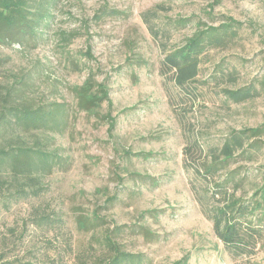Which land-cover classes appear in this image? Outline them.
<instances>
[{"label":"rangeland","instance_id":"rangeland-1","mask_svg":"<svg viewBox=\"0 0 264 264\" xmlns=\"http://www.w3.org/2000/svg\"><path fill=\"white\" fill-rule=\"evenodd\" d=\"M55 14L45 42L0 45V104L59 102L69 113L65 127L47 134L66 161L47 175L45 194L0 211V262L4 244L16 257L57 264H75L86 253L94 256L98 246L91 245L92 233L79 230L75 221L99 209L108 224L137 223L142 211L157 210L145 220L159 235L156 240L126 238L127 248L142 254L144 264H173L186 256L190 264H242L224 250L197 200L194 187L206 184L194 167L199 157L194 144L199 141L207 150L231 129L264 123V0H61ZM224 15L243 21L245 29L237 45L206 56L198 77L203 95L193 103L161 63L166 51L195 28H172L168 38L156 37L146 18L162 27L179 17L211 24ZM88 49L90 59L81 54ZM222 61L238 70L236 83L215 78ZM90 68L96 71L94 79L106 84L112 103L91 112L78 108L76 93ZM251 83L261 94L246 102H230L222 91ZM112 119L116 126L110 129ZM37 136L44 134L27 139L33 142ZM126 151L155 155L145 160ZM263 159L264 154L231 167L249 171L253 181ZM111 195L118 198L108 203ZM36 209L56 212L65 226L44 232L30 221ZM256 257L264 264V250Z\"/></svg>","mask_w":264,"mask_h":264},{"label":"trees","instance_id":"trees-1","mask_svg":"<svg viewBox=\"0 0 264 264\" xmlns=\"http://www.w3.org/2000/svg\"><path fill=\"white\" fill-rule=\"evenodd\" d=\"M60 3L61 0H0V45L45 42V30L51 26ZM194 19V16L179 17L162 27H153L149 18H146V23L154 36L162 38H168L172 28L189 25L195 28L182 44L166 51L161 68L164 73L171 74L172 81L184 93L186 100L196 103L203 95L198 77L206 56L211 50H227L237 45L245 23L227 15L211 24ZM81 54L86 59L93 57L89 49ZM126 61L130 63L131 57ZM216 68V79L236 83L237 69L229 68L223 61L218 62ZM95 74L96 71L90 68L88 80L76 88L78 108L89 112L104 102L112 105L109 89L105 83L94 79ZM222 91L226 99L234 103L246 102L261 94V88L255 83L236 88L223 87ZM68 116L66 105L59 102L36 105L32 101L17 99L0 104V211L3 207L9 209L14 203L45 194L47 175L66 161L59 148L51 147L53 138L47 134L65 127ZM110 123V129H113L116 119ZM38 132L44 136H37L33 142L27 139V135ZM194 145L199 153L194 167L206 184L205 188L197 190L194 187V190L203 212L212 221L216 237L224 250L242 264H261L256 256L264 250V159L257 165L253 181L249 171L232 168L231 165L240 160L258 161L263 156L264 123L231 129L220 143L207 145V150L199 141ZM126 154L145 160L155 155L150 151H126ZM189 154L192 157L193 150ZM247 183L251 184L249 189H246ZM117 198V195H111L107 202L113 203ZM38 210L30 221L44 232L58 231L65 226L56 212ZM156 211H142L139 222L133 224H108L107 219L99 214V209L81 214L75 221L76 225L79 230L92 233L91 245L94 242L98 248L94 256L89 253L79 256L75 264H144L142 254L127 248L126 238L140 236L145 240H156L159 235L145 221L146 214L156 216ZM5 246L0 264H57L37 256L16 257L18 255ZM11 254H14V259H7ZM173 264H190L189 258L186 256Z\"/></svg>","mask_w":264,"mask_h":264}]
</instances>
